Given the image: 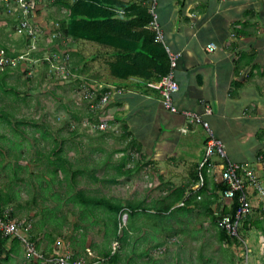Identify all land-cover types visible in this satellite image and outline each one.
<instances>
[{"label":"rangeland","instance_id":"374dc122","mask_svg":"<svg viewBox=\"0 0 264 264\" xmlns=\"http://www.w3.org/2000/svg\"><path fill=\"white\" fill-rule=\"evenodd\" d=\"M44 6L47 28L51 29L32 39L33 48L29 51L26 38L14 33L15 19L9 22L6 15L0 17V49L10 54L20 52L15 49L27 52L12 69L0 71V106L6 110L2 116L11 122L0 121V200L8 198L5 206L16 211V218H44L40 230L45 229L53 237L72 235L71 241L73 237L77 244L84 234L85 251H91L93 256L104 257L105 241L111 253L121 254L114 263L101 259L96 264H126L128 258L132 259L130 264H241L237 247L219 241L216 228L200 206L192 203L188 211L178 207H172L171 213L161 211L160 201L171 194L173 186L186 181L187 168L177 166V162L165 165L150 158L155 145L151 147L141 134L133 131V125L124 123V103L118 99L121 95L114 94V89H122L117 86L122 82L111 78L107 64L114 56L113 49L91 40L64 36L59 28L67 18L68 8L51 0L45 1ZM104 87L109 90L103 92ZM104 93L109 97L101 101ZM31 121L41 126L45 137L33 128ZM13 128L19 135H14ZM225 131L226 151L248 157L249 142L241 145L238 138L228 134L229 130ZM8 134L12 140L20 141L15 149H8ZM260 149L264 150V143ZM55 150L71 162V166L67 165L69 174L80 170L75 178L56 169L52 163ZM257 156L264 163V154ZM78 190L120 202L124 207L116 217L121 225L126 223L127 201L141 202L148 209L138 210L126 223L127 241L119 248L120 241L116 245L115 235L104 230L108 212L97 208L88 217L93 221L86 227L80 224L78 218L87 216L80 215L81 202L69 198ZM223 201L219 194L220 204L214 210ZM164 218L170 219L165 223ZM77 219L80 225L76 227ZM174 229L183 232L175 234ZM261 234L251 227L246 239L251 244L254 241L252 252L263 262L264 251L258 253ZM125 252L127 258L122 255ZM248 262L253 264L252 253Z\"/></svg>","mask_w":264,"mask_h":264},{"label":"crops","instance_id":"0c3cea01","mask_svg":"<svg viewBox=\"0 0 264 264\" xmlns=\"http://www.w3.org/2000/svg\"><path fill=\"white\" fill-rule=\"evenodd\" d=\"M45 1L39 0L34 19L43 31L49 32ZM153 4L156 23L162 31V42L179 55L174 69V79L178 84V90L172 94L174 105L178 109L197 112H202L205 104L210 105L212 111L205 118L222 142L225 130L238 138L241 145L249 142L251 153L248 157L234 156L229 151H226L227 155L235 161L250 164L264 184V163L257 160L264 143L261 139L264 136V0H153ZM3 15L9 22L13 21L12 15L0 4V17ZM210 42L215 43V49L205 48ZM19 50L22 49H15ZM113 80L122 82L117 85L122 89H114V94L121 95L118 99L124 103V123L133 125V131L141 134L151 147L155 145L150 158L165 165L177 162V166L187 168L188 178L173 189L189 186L191 171L203 151V128L188 124L186 132L180 130L187 122L180 113L162 106L158 91L149 85L156 80L146 81V84L137 77ZM207 176L208 191H211L221 179L217 169ZM217 192L221 195L220 190ZM223 198L221 206L229 205L230 200ZM251 201L253 207L248 215L250 218L261 217L257 197L251 195ZM219 204L218 198L212 207ZM44 232L47 231L40 230L36 239L40 251L45 254L73 252L67 236L64 238L65 234H61L62 238L56 235L58 237L50 241ZM258 241L261 248L258 253H262V234ZM246 242L248 257L252 253L253 264H262L258 254L252 252L254 241L251 244L246 239ZM232 244L237 247L243 264L239 244ZM0 264L48 263L31 259L21 243L7 239Z\"/></svg>","mask_w":264,"mask_h":264},{"label":"trees","instance_id":"16d2710c","mask_svg":"<svg viewBox=\"0 0 264 264\" xmlns=\"http://www.w3.org/2000/svg\"><path fill=\"white\" fill-rule=\"evenodd\" d=\"M54 2H61L68 8L67 18L60 23L61 25L59 28L64 36H70L72 40H91L113 49L114 56L107 62L109 75L112 79L125 81V79L129 77H137L146 84L148 81L158 80L169 71L170 59L168 52L164 43L156 37L157 31L152 24L154 16L151 9L155 5H153V0H55ZM9 69L12 68L6 67L0 71L2 72ZM108 90L109 88L107 87L102 88L103 92ZM21 99L24 100V97H21ZM2 112L5 113L6 110L0 106V121H4L5 123L8 122V124H10L11 122L9 119L2 116ZM31 123L33 128L39 130L40 135L45 137V132L40 128L41 126L37 122L33 123V121H31ZM14 135H19L17 129H14ZM5 140L9 141V150H12L13 148L15 149L20 145V141L12 140L9 134ZM260 153L264 154V150H260ZM53 154H55V159L52 160V163L56 165V169L65 172L66 177L75 178L77 171L80 170H74L69 174L67 165L71 166V162L63 158L60 151L55 150L53 151ZM49 161H51V159ZM207 179L208 176L205 175L204 185L200 189L192 191L190 186L194 185L197 180L195 166V169L191 171V181L189 182V186L172 188L171 194H169L164 200L160 201L161 211L171 213L170 209L172 207H178L184 211H188L187 206L191 203H195V205L201 207L203 213L208 215L213 227L216 228L217 238L220 242L239 244V239L235 236L229 235L218 223L220 216L231 215L234 213L235 208L237 207V200L235 196H233L229 205L226 204L221 206L218 210H214L212 204L219 198L217 190L222 191L225 188V184L222 181L216 182V187H214V189L212 188L213 190L208 191ZM46 184H48V182H46ZM68 184L70 185V182ZM186 188L190 189L187 190ZM71 197H74L81 202L80 215L87 217L78 219L81 221L80 224L85 225V227L90 221H93L92 218H88L89 215H94L98 209L108 212V218H105L104 220V230L106 233L111 231L112 234L115 235L117 238L115 240L117 242L116 245L119 246V241L121 243L119 248L127 241L126 237L128 235V228L126 223H130L133 219L132 216L138 210L148 209V207L144 208L142 206L143 203L141 202L127 201V209L124 210L126 213V223L121 225L120 218H117L116 216L123 210L124 206L117 200L104 195H88L83 190L76 191V193L69 198ZM7 200L8 198L0 200V214L3 215V212L8 210L9 216L21 223V226L23 227L22 231L25 230L28 239L34 243L35 249L38 253V255H29L31 259L42 260L51 264L50 257L57 253H43L37 248L38 241H36L40 227L45 224V219L39 218V220H36L33 218H16V211L5 206V201ZM180 201L184 202L183 205H176ZM259 213L261 217L257 216V218H250V215H247L242 219L239 232L244 239L247 231L251 227L260 230L264 237V212L259 209ZM49 219L52 220V218ZM78 219L75 220L74 226L76 227L80 225ZM169 219L170 218H164V222L167 223ZM154 221L155 224L158 221V218ZM119 230H122L121 235H118ZM173 231L175 234L181 233V231L183 232V230L178 229H174ZM44 234L45 238H49L50 241L54 240L52 233L44 232ZM71 236L72 235H67V240L70 247L73 249V252H71L72 255L74 257L83 256L86 258L88 250L87 252L85 251L87 249L84 243L85 235L82 234L80 242L77 244H75V238L72 237L73 240L71 241ZM7 239L16 240L21 243L25 250L24 244L20 238L17 236L11 237L5 235L0 229V256ZM78 248L83 249V252L77 251ZM102 249L105 250L103 253L104 257H100L97 254V256L94 255L91 257L90 260L100 262L102 259L109 263H114L120 260L121 254L119 252L111 253V248L107 241L103 243ZM96 252L98 253V251ZM122 255L127 258L128 254L125 252ZM128 259L126 264L132 262V259L130 261H128ZM262 264H264V259Z\"/></svg>","mask_w":264,"mask_h":264},{"label":"built area","instance_id":"2783aa9c","mask_svg":"<svg viewBox=\"0 0 264 264\" xmlns=\"http://www.w3.org/2000/svg\"><path fill=\"white\" fill-rule=\"evenodd\" d=\"M0 4L6 12L12 15L13 20L15 19V33L23 35L26 38L29 46L28 51L31 50L33 48L31 40L36 39L43 31L41 25L37 24L34 19L39 0H0ZM151 10L154 16L152 24L157 31L156 37L160 41H163L162 34L156 23L154 6ZM165 48L170 59V69L158 80L149 83V85L158 91L161 104L164 108L184 116L187 124L180 128L182 132L188 130V124L199 125L203 128L205 134L203 151L197 161V180L192 187V191L200 189L205 183V175L217 169L221 181L225 184V188L222 191L220 190L221 195L230 201L235 196L237 200V207L234 213L220 216L218 223L229 235L239 239L243 264H248V244L240 235L239 229L242 219L252 211L251 195L257 197L258 208L264 212V184L250 164L235 161L227 155L224 143L214 134L209 121L205 118L212 111L210 105L205 104L202 112L178 109L174 105L172 94L178 90V84L174 79V69L177 66L179 55L167 46ZM205 48L213 50L216 48V45L210 42ZM26 53V51L20 50L17 54H10L0 49V69L15 66L17 62L25 58ZM108 97L109 94H102L101 101L108 99ZM104 125L105 122H102L101 126L103 127ZM183 203V201H180L177 205H183ZM12 218L9 216L8 210H5L3 215L0 214V229L3 234L11 237L17 236L24 244L28 255H38L34 243L28 239L25 230L22 231L23 227L21 223ZM91 257H93V254L89 250L86 258L83 256L74 257L71 252H63L51 256L50 262L51 264H96L97 261L90 260Z\"/></svg>","mask_w":264,"mask_h":264}]
</instances>
